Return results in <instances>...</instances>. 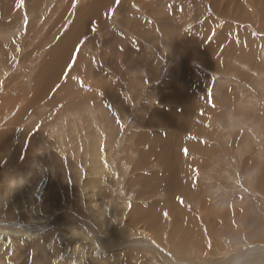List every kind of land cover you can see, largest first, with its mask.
Returning a JSON list of instances; mask_svg holds the SVG:
<instances>
[{"label":"rangeland","instance_id":"rangeland-1","mask_svg":"<svg viewBox=\"0 0 264 264\" xmlns=\"http://www.w3.org/2000/svg\"><path fill=\"white\" fill-rule=\"evenodd\" d=\"M97 1L0 3L12 8L0 13V229L10 233L0 264H165L141 243L171 237L172 215L161 213L157 230L132 217L174 203L159 177L165 189L179 182L174 204L201 230L180 239L175 263L226 264V253L262 262L264 251L252 252L264 244L237 252L232 233L216 238L207 224L221 205L264 210V0H109L91 14ZM80 18L88 33L50 59ZM182 76L195 84L189 102L171 87ZM192 107L199 113L187 116ZM75 221L90 239L83 222L102 232L107 255L80 232L65 237L60 225Z\"/></svg>","mask_w":264,"mask_h":264},{"label":"bare ground","instance_id":"bare-ground-1","mask_svg":"<svg viewBox=\"0 0 264 264\" xmlns=\"http://www.w3.org/2000/svg\"><path fill=\"white\" fill-rule=\"evenodd\" d=\"M6 1H8V0H0V3L6 2ZM9 1L12 2L13 4H15V2H16V0H9ZM27 1L30 2L31 0H27ZM97 2H100L99 3L100 5L94 6L91 9V14H96L100 9H103L102 12H106L107 9L111 6V2L109 0H98ZM31 8L35 9V6H33ZM11 10H12V8H1L0 13L8 14L11 12ZM84 21H85V19L81 20V18H80V21L79 22L77 21L76 25H74L72 27L69 35H64V37L65 36H68V37L62 39L61 43L59 42V44L53 50H51V52L49 53L50 59L57 60V62H58L59 61L58 59L60 58L59 51L62 48L69 49L72 51L74 50L73 48H75V46H77L79 44V42L81 41V39H79V38L83 37L85 34L88 33L86 30V27L84 25ZM88 21H89V19H88ZM0 27L2 28L1 22H0ZM5 27H6V25H5ZM79 28H81L83 32ZM54 75H55V73H50L47 76L48 81L53 80ZM11 96H12L11 94H7L5 96L4 102L6 103L7 107H9L10 102H6V101H8L11 98ZM3 133H5V132H3ZM2 135L3 134L0 135V139L2 138ZM197 163H198V161H197ZM190 171H191V169H190ZM159 181L161 184V186L160 185L159 186L161 188H163V190H166V191L170 190L174 196V190L179 187V182H174L173 184L171 183L170 186L167 189H165V184L162 182L161 177H159ZM263 186H264V184H263ZM261 189H263V188H261ZM179 193L181 196H191L192 197L194 192L193 193L189 192L190 194H188V192L181 190V191H179ZM162 203L166 204L164 206V210H162V211H160L161 209L159 208L158 211L143 212L144 210L141 207H139L140 213H135L132 217L135 220L140 219V218L149 217L150 222H151V226L153 223L152 228L154 230H157V229L165 226V220H167V217H162L161 213L165 214V212L168 211L172 215L171 220L173 221V225L171 228V230H172L171 231V237H169L166 240H163L164 238L158 237L157 233H152L151 235L153 236L154 239H148L146 241L144 240L145 242H142L141 244L144 243V244H148L149 246L152 245V246H157L158 248H160L162 250V252L164 253V261L167 264H188V260L185 261V259L181 260V263H175V261L171 258L170 255H171V253H174V252L176 254H180L181 251H184V248L182 247L181 243H182V240L183 241H190L191 240L192 234H190V233L201 232V230H198V228H196V219H195L194 213L190 214L189 211L186 210V208H183L180 206L178 207L172 202L166 203L163 201ZM162 203H161V206L163 205ZM245 205H246V207L243 211L244 213L238 214V215L233 214V211H232L233 208L229 211L227 209L228 207H231V206L235 207V203H232V205L231 204L225 205L223 207L221 205L219 207V209H216L215 212L211 214V220L207 224V225L211 224L214 226L215 230H214V228H212V230L210 229V231H208V230L207 231L211 236H214L216 238H219V235L225 236V235H230L232 233L235 244L243 245V246L237 247V249H236L237 252H238V250H240V248L245 249V248L251 247L252 245H254V246L257 245V244H254L255 242H259L260 244H264V210L259 208L254 203H247ZM235 209H236V207H235ZM149 211H151V210L149 209ZM158 214H160V215H158ZM64 217H65V215H64ZM49 218H51V217H49ZM55 221H57V220H55ZM241 221H243V223L245 224V228H244L245 233H241L240 230H231L232 228H235L236 223H239ZM78 222L80 223V225H82L81 221H78ZM161 222L162 223L164 222L163 225L161 224ZM75 223H76V221L74 223H72L71 225H65L63 223H62V225H60L61 230L65 231L67 229L68 232L65 233V237H69L71 240L72 239L76 240V239L80 238L77 236L78 233L80 232V231H78L79 227ZM83 225H85L86 229L89 231V233H92L93 236H94L93 232H95L96 236L93 237L94 239H90L91 234H88L87 232L83 231V232H80V235L82 236V238H84L87 242H90L91 246H94V251L96 254L107 255V253H108L107 250H109L108 249V241L109 240H106L102 236L103 235L102 232L99 229H97L94 224H92V226H90L91 224L89 222H83ZM85 227H83V228H85ZM38 230H39L38 228H34L33 229L34 232L29 233V234L24 232V236L30 237L31 235H36L35 232ZM108 230H112V229H108ZM108 230H106L107 233H109ZM114 231H116V229ZM182 232L189 233V234L187 236L181 237ZM217 232L219 233V235L217 234ZM9 234L10 233L7 232V229H6V231L0 229V235H1L0 240L3 237H8ZM109 234H111V233H109ZM244 234H245V236H244ZM114 235H116V234L114 233ZM87 236L90 238H88ZM244 238H245V240H244ZM180 239H182V240H180ZM256 239H258V241H256ZM167 241L169 242L170 249H168ZM180 241H181V243H180ZM178 243H180V244H178ZM109 244L113 245L111 243H109ZM138 246H139V244H138ZM155 248L156 247H154V249L151 248V252L154 255L159 256L160 250L157 248L158 251H157V253H155L153 251V250H155ZM256 248H258V247H256ZM167 249H168L169 253L166 251ZM263 251H264V249L254 250L253 252L252 251L251 252L257 254L256 256H263V255H258V254H262ZM223 253H219V254L221 255ZM245 253L250 254V252H245ZM208 254L209 253H207V255ZM226 254H227V257L224 260V262H226V264H234V263H236V264H254V263H256V262L253 263L252 260H249V259H247L249 261L244 262V261H242V259H244V258H242V259L237 258V260H236L235 258L229 256V255H231V253H226ZM75 255H79V253L76 250H73V252L70 254V258H73ZM254 259L255 258H253V260ZM257 264H264V260L260 263H257Z\"/></svg>","mask_w":264,"mask_h":264},{"label":"crops","instance_id":"crops-1","mask_svg":"<svg viewBox=\"0 0 264 264\" xmlns=\"http://www.w3.org/2000/svg\"><path fill=\"white\" fill-rule=\"evenodd\" d=\"M177 83H184L183 84V86H184V90L183 91H181L180 89H179V87L180 86H182V85H179V86H177L176 87V84ZM190 83V78H186V77H184V76H182V77H180V79L179 78H177V77H174V81L171 83V87H173V88H176V89H178V91H179V93H178V97L179 98H181V99H183L184 97L183 96H181V94L180 93H182L183 95H184V93H186V92H188L189 90H190V88H193L194 86H195V84H189ZM185 96V95H184ZM183 97V98H182ZM191 97H196V95H195V93H191V94H189V95H187V96H185V98H184V101H188L189 100V98H191ZM189 102V101H188ZM184 110V109H183ZM182 110V111H183ZM199 112H198V110H196V109H194L193 107L186 113V115L188 116V115H196V114H198ZM18 118V117H17ZM17 118H15L14 119V121L15 120H17ZM23 122V121H22ZM21 122V123H22ZM187 132L188 131H184V134H183V136H182V139H187V137L185 136L186 134H187ZM164 179H167V177H165ZM166 182H167V188L170 186V182L168 181V179L166 180ZM173 184V183H172ZM178 192L176 191V189L174 190V198L171 200V201H173L175 204H178V202L176 201V198H175V196L176 195H179V194H177ZM166 202V201H165ZM170 202V200L168 201V203ZM179 202H180V199H179Z\"/></svg>","mask_w":264,"mask_h":264},{"label":"snow or ice","instance_id":"snow-or-ice-1","mask_svg":"<svg viewBox=\"0 0 264 264\" xmlns=\"http://www.w3.org/2000/svg\"><path fill=\"white\" fill-rule=\"evenodd\" d=\"M116 3H117V5H118V4H119V0H116ZM109 11L112 12V11H114V9H110ZM91 30H92V31H95V30H96L95 22H93V27H92ZM69 63H75V61H74V60H70ZM81 83H82V82H81Z\"/></svg>","mask_w":264,"mask_h":264}]
</instances>
